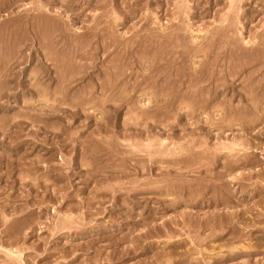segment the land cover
Wrapping results in <instances>:
<instances>
[{
  "label": "rangeland",
  "instance_id": "374dc122",
  "mask_svg": "<svg viewBox=\"0 0 264 264\" xmlns=\"http://www.w3.org/2000/svg\"><path fill=\"white\" fill-rule=\"evenodd\" d=\"M0 264H264V0H0Z\"/></svg>",
  "mask_w": 264,
  "mask_h": 264
},
{
  "label": "bare ground",
  "instance_id": "6f19581e",
  "mask_svg": "<svg viewBox=\"0 0 264 264\" xmlns=\"http://www.w3.org/2000/svg\"><path fill=\"white\" fill-rule=\"evenodd\" d=\"M4 1H5V3H6V1H7V2H10V1H12V0H4ZM3 3H4V2H3ZM243 50H244V49H243ZM234 51H235V50H234ZM261 72H262V71H261ZM260 78H261V77H260ZM261 82H262V81H261ZM224 89H226V92H227V91H232V90H234L233 87H229V86L226 87V88H224ZM224 89H223V90H224ZM227 89H228V90H227ZM230 89H231V90H230ZM257 90H258V89H257ZM258 91H259V90H258ZM232 94H233V93H232ZM234 95H235V94H234ZM254 106H255V105H254ZM213 107H214V106H213ZM220 107H221V106H220ZM250 107H251V106H250ZM257 107H258V106H257ZM221 108H222V107H221ZM219 109H220V108H219ZM257 109H258V108H257ZM251 121H252V120H251ZM219 127H220V126H219ZM226 142H227V141H226ZM216 147H217V146H216ZM193 148H194V147H193ZM247 149H248V148H247ZM173 150H174V149H173ZM206 150H207V149H206ZM234 152H235V151H234ZM242 152H243V151H242ZM237 153H238V152H237ZM244 153H245V152H244ZM245 154H246V153H245ZM242 156H243V155H241V156H239V157H242ZM245 156H246V155H245ZM236 158H237V157H236ZM242 158H246V157H242ZM242 158H238L237 160H235L236 163H238L239 160H240V161L242 160L241 164H243V159H242ZM244 160H245V162H246V161H247V158L244 159ZM231 161H232V160H230V163H231ZM245 162H244V163H245ZM247 162H248V161H247ZM227 163H228V162H227ZM227 163H226V164H227ZM230 163L227 164V166L230 167V168H231V167H234L235 164H232V165H233V166H232ZM233 163H234V162H233ZM239 164H240V163H239ZM232 169H233V168H232ZM230 170H231V169H230ZM197 172H198V171H197ZM208 175H209V174H208ZM239 175H240V174H239ZM233 176H234V175H233ZM237 176H238V175H237ZM249 176H250V175H249ZM239 178H240V177H239ZM231 179H232V178H231ZM234 179H235V178H234ZM236 179H237V178H236ZM249 179H250V178H249ZM242 180H243V179H242ZM243 181H244V180H243ZM212 183H213V182H212ZM184 187H185V186H184ZM213 197H214V196H213ZM223 197H224V196H223ZM231 200H233V199H231ZM202 201H203V200H202ZM234 221H235V220H234ZM211 235H212V234H211ZM207 236H208V235H207ZM228 252H229V251H228Z\"/></svg>",
  "mask_w": 264,
  "mask_h": 264
}]
</instances>
